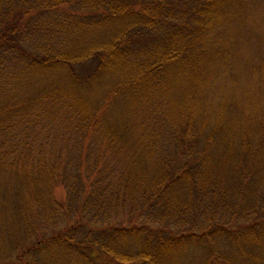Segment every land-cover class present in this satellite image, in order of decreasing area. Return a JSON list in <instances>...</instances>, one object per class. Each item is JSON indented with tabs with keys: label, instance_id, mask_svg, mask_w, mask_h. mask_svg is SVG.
I'll use <instances>...</instances> for the list:
<instances>
[{
	"label": "trees",
	"instance_id": "1",
	"mask_svg": "<svg viewBox=\"0 0 264 264\" xmlns=\"http://www.w3.org/2000/svg\"><path fill=\"white\" fill-rule=\"evenodd\" d=\"M0 264H264V0H0Z\"/></svg>",
	"mask_w": 264,
	"mask_h": 264
},
{
	"label": "rangeland",
	"instance_id": "2",
	"mask_svg": "<svg viewBox=\"0 0 264 264\" xmlns=\"http://www.w3.org/2000/svg\"><path fill=\"white\" fill-rule=\"evenodd\" d=\"M56 194L57 195H62L63 194V188L60 187V186L56 187Z\"/></svg>",
	"mask_w": 264,
	"mask_h": 264
}]
</instances>
